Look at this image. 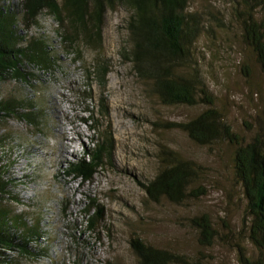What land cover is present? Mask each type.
<instances>
[{
  "label": "rangeland",
  "instance_id": "1",
  "mask_svg": "<svg viewBox=\"0 0 264 264\" xmlns=\"http://www.w3.org/2000/svg\"><path fill=\"white\" fill-rule=\"evenodd\" d=\"M19 1L6 2L14 8ZM189 5L205 13L197 56L216 106L237 133L250 139L264 125V69L244 42L237 17L242 6L238 0H190ZM129 15L124 6L107 13L102 47L83 41L64 43L47 12L39 16V23L23 27L27 38L46 42L53 63L49 68L28 66L32 75L27 82L0 84V95L22 101L19 111L34 117L33 122L18 116L1 121L0 135L11 143L19 191L33 197L29 208L42 207V242L50 249V258L24 257L21 264H106L108 260L136 264L129 244L134 232L161 247L204 255L210 264H241L239 246L251 260L264 264V253L248 236L250 216L234 177L231 147L199 145L172 124L192 118L202 106L165 105L147 92L121 55ZM102 57L111 67L106 87L96 75L89 76ZM93 117L99 119L97 130L91 127ZM109 127L115 140L111 160L91 181L68 175L69 162L85 156L86 148L95 146ZM166 149L203 166L205 195L181 204L147 197L141 183L155 177ZM92 199L105 208L95 230L88 228L84 210ZM202 213L211 216L219 232L214 244L206 247L199 244L190 225V218Z\"/></svg>",
  "mask_w": 264,
  "mask_h": 264
},
{
  "label": "trees",
  "instance_id": "2",
  "mask_svg": "<svg viewBox=\"0 0 264 264\" xmlns=\"http://www.w3.org/2000/svg\"><path fill=\"white\" fill-rule=\"evenodd\" d=\"M6 1L0 0V84L11 80L27 82L32 75L28 66L49 68L53 63L46 42L38 37L27 38L22 32L24 26L39 23L43 12L54 18L58 26L56 33L64 43L74 45L83 41L102 47L107 13L119 6L129 10L121 55L147 86V92L161 103L203 107L192 118L172 124L199 145L226 143L231 147L234 177L250 216L248 236L264 253V125L246 139L216 106L197 56V41L205 31L203 11L191 10L190 0H20L14 8ZM238 2L242 6L237 9V17L243 25L244 42L264 69V0ZM110 68L109 61L102 57L90 68L89 76L96 75L106 87ZM90 95V91L85 93L86 98ZM101 105L105 109V98ZM23 106L22 101L1 94L0 122L11 116L34 120L31 112L19 111ZM93 120L91 127L97 130L99 119L93 117ZM104 134L95 146L84 151L89 157L85 155L69 162L65 170L68 175L91 181L99 168L111 160L115 140L110 127ZM10 148L9 138L0 135V264H21L24 257H49L50 249L42 242L45 233L42 207L29 208L35 202L33 197L19 191L21 183L14 177ZM162 153V164L155 177L141 183L150 200L160 202L167 198L181 204L207 193L202 183V165L184 158L176 150L166 149ZM84 210L89 216L88 228L95 230L105 208L92 199ZM190 225L197 231L198 242L203 247L214 244L219 235L207 213L191 217ZM129 244L136 264H210L204 255L196 257L158 246L136 232ZM239 258L241 264H262L251 260L242 246H239ZM106 264L120 263L108 260Z\"/></svg>",
  "mask_w": 264,
  "mask_h": 264
}]
</instances>
